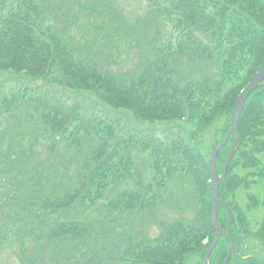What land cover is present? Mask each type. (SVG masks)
I'll return each mask as SVG.
<instances>
[{
  "label": "trees",
  "instance_id": "trees-1",
  "mask_svg": "<svg viewBox=\"0 0 264 264\" xmlns=\"http://www.w3.org/2000/svg\"><path fill=\"white\" fill-rule=\"evenodd\" d=\"M150 1L159 8L160 31L156 40L160 42L143 57L142 68L126 79L102 68L99 62L81 59L74 45L52 25V17L45 9L46 0H0V70L24 73L76 94L87 92L95 103L99 101L116 112L129 113L137 121L184 120L196 126V131L210 125L221 113L226 122L229 121L239 92L256 74L264 58V0ZM175 33L179 34V40L174 45L171 39ZM202 65L209 73L201 75ZM194 67L197 71L190 73ZM53 94H56L55 89ZM10 98L0 106L6 111L22 106L19 114H24L26 120L27 116L29 120L34 117L38 137L33 143L28 140V147L18 141L10 153L19 156H14L15 163L0 175V206L4 208L2 212H7V216L0 219V247L5 241L16 239L11 232H14L12 226L17 225L23 227L21 232L31 230L35 234L39 227L44 231V235L38 237V247L57 239L82 240L92 228L88 219L57 220V217L80 212L86 218L102 199L110 213L127 212L135 217L140 214L141 219L148 220L146 215L168 201L174 189L175 192L187 189L185 196L194 203V214L186 218L191 208L185 207L184 218L160 222L152 239H141L136 229L133 230L137 237H127L128 243L119 252L117 263L186 264L192 253L199 256L195 264L203 263L213 234L211 174L209 160L196 144L187 142L183 134L166 141L151 133L139 136L133 129H127L124 137L118 133L115 121L86 114L80 103L71 105L59 97L52 100L47 92L34 98H27L26 94ZM227 129L228 122L223 134ZM238 129L241 140L218 189V197L225 201L228 196L233 197L235 187L248 183L247 178L233 173L236 168L252 169L253 174L258 166L264 169V85L246 98ZM48 138L58 144L47 146L49 156L59 147L60 155L70 153L74 159L72 163L76 167L70 176L68 169L62 172L54 167L50 173L37 168L49 160V156L36 157L37 147ZM233 138L231 136L218 153V173L223 171ZM26 149L30 150L29 155ZM136 154L147 156L151 176L146 182ZM29 167H32L31 176L22 183L29 191H34L22 197L26 204L32 201L31 207L19 206L22 199L3 194L4 179L7 175L28 171ZM263 174L264 170L258 173L260 177ZM127 181H132L131 188L120 189L111 199H105L108 189L115 187L112 190L116 191L120 188L118 185ZM166 184L170 185L164 190ZM47 186L57 187L58 195L47 190ZM254 198L255 195L248 196L250 205ZM169 201L176 202L175 199ZM227 203L232 213L230 228L235 237L244 211L231 199ZM260 204H264V197ZM218 211V221L226 228L227 208L221 205ZM25 212L30 215L28 219L23 217ZM52 223L55 225L49 228ZM239 224L242 227V219ZM246 226L249 227L247 223ZM101 229L108 232L103 224ZM5 232L12 235L4 238ZM256 233L264 244V218ZM95 234V239L102 236L99 232ZM206 238L207 243H203ZM228 244V235L222 233L211 253V264H223ZM17 257L20 264H37L33 258L22 254ZM228 264L259 263L251 256L242 258L234 253Z\"/></svg>",
  "mask_w": 264,
  "mask_h": 264
},
{
  "label": "rangeland",
  "instance_id": "rangeland-1",
  "mask_svg": "<svg viewBox=\"0 0 264 264\" xmlns=\"http://www.w3.org/2000/svg\"><path fill=\"white\" fill-rule=\"evenodd\" d=\"M46 4L47 8L45 7V9L47 14L52 17V25L74 45L77 50L76 53L81 59L86 62H99L102 68L115 71L126 79L132 77L142 68L143 63L141 61H143V57L150 54L153 45L160 42L157 41L159 38L158 31H160V24H158L160 18L159 8L152 5L153 3L150 0H46ZM178 40L179 34L175 33L171 42L175 45ZM192 70L197 71L194 67L189 70L190 73H193ZM209 71H205V65H202V72L198 70L201 75L204 72L209 73ZM217 71L216 66V73ZM186 75L189 76L188 73ZM54 89L56 94H53ZM46 92L50 93L52 100H57L59 97L63 99L64 103L71 105L80 103L83 112L86 114L99 115L103 119L115 121L114 124L119 127L117 128L118 133L124 137L127 134V129H133L134 133L137 131V134L142 137L151 133L153 136L166 141L183 134L187 142L198 146L207 160H209L215 143L226 133L223 134V130L228 121L226 122L225 115L222 113L217 115L210 125L202 129L197 128V131L196 126L193 127L184 120L168 122L137 121L129 113L116 112L99 101L95 103L93 97L87 92L76 94L58 85H47L44 80L31 78L24 73L0 70V105H5L4 101L11 99L10 97H21L26 94L27 98H34L36 95L40 97ZM22 110V106L7 111L6 108L0 106V175L7 172V166L10 167L11 164H14L15 157L19 156L10 153L18 144V141L28 147V140L33 143V139L38 137L37 131L34 130V117L29 120L27 116L26 120L24 114H19L22 113ZM51 143L58 146L57 141L51 138L43 139V145L40 148L37 147L38 153H40V155L38 153L36 155L38 159L49 156L47 146ZM25 152L27 155L30 154L28 149ZM136 155L139 169L146 176V182L148 177L151 176L147 165V156L144 154ZM72 162H74V159L71 154L65 152L60 155L59 147H57L56 153L50 155L49 160L46 163L43 162L42 167L37 166V168L40 171L46 170L50 173L51 168L54 167L59 168L62 172L68 169L70 176L73 174L71 170L76 167ZM31 170L32 167H29L28 171L10 174V176L7 175V179H4L2 189L5 192L3 194L7 193L15 200H17L16 197L22 199L23 202H20L19 206L27 205L31 207L32 201L26 204L27 201L22 197V194L26 195L34 191L33 189L29 191L27 185L22 183L23 179L31 176ZM251 170H244L242 167L236 168L233 173L238 174L239 177L247 178L248 183L239 184L235 187L233 197L228 196L226 200L230 201L231 199L237 204L239 210L244 211V216L240 217L243 225L240 227L239 220L237 226L239 230H235L234 249L231 257L234 253L239 254L242 258L251 256L259 264H264V244L256 233L262 218H264V204H260L264 197V174L262 177L258 175V173H263L264 169L258 166V168H255L254 174ZM42 173L43 175L46 174ZM65 176L67 180V175ZM169 185L166 184L164 190ZM117 187L120 188H117L116 191L112 190L115 187L108 189L105 192L107 196L105 199H111L120 189L131 188L132 181L123 182ZM47 190L55 191L54 194L56 195L59 193L57 192L58 188L54 186H47ZM186 192L187 189L176 192L174 189L168 201L157 205L152 214L146 215L148 220L143 217L141 219L140 214L135 217L127 212L110 213L105 208L106 201L104 199L100 200L97 206L86 214V218H83L80 212L70 217L69 215L67 217H57V220H73L75 217L79 220L88 219L87 222L92 228L82 240L57 239L44 247L43 245L38 247L36 246L40 242L38 237L44 235V231L40 227L34 234L31 230L21 232L23 227L20 225L12 226L14 232L11 233L16 235V239H9L4 242L3 247H0V264H20L17 254L33 258L37 264H118L119 252L127 245V237L130 236L136 239L135 231L139 237L141 236V239H152L159 230L158 224L160 222L182 218V211L187 210H184L185 207L191 208L186 218H190L194 214V203L188 197L186 198ZM249 195H255L251 205L248 201ZM172 199H175L176 202L169 201ZM3 209L0 206V219L7 216V212H2ZM25 213L23 217L28 219L30 215L27 212ZM142 216L144 215L142 214ZM228 222L229 219L226 223L228 224ZM246 223L249 227L246 226ZM102 224L106 226V229L108 228V232L100 231L102 230ZM54 225L55 223L50 224L49 228ZM9 232V235L5 232L3 237L11 236L12 234ZM96 232H99L102 236L95 239ZM207 241L206 238L203 243H207ZM197 262H199L198 255L193 253L188 255L186 264Z\"/></svg>",
  "mask_w": 264,
  "mask_h": 264
},
{
  "label": "water",
  "instance_id": "water-1",
  "mask_svg": "<svg viewBox=\"0 0 264 264\" xmlns=\"http://www.w3.org/2000/svg\"><path fill=\"white\" fill-rule=\"evenodd\" d=\"M263 80H264V58L262 61V65H261L260 69L258 70V72L256 73V75L241 90V92L237 96L235 103H234L233 110L231 112L230 121H229V128H228L227 132L224 134V136L222 137V139L220 140V142L217 144V146H215V148L213 149L211 156H210L209 167H210L211 177H212V179H211V197H212V199H211V205H212V208H211V224H212V227L216 231L213 234V240L211 242H209L207 245V248H206V251L204 254V258H203V264H210L211 252H212L213 248L215 247V245L217 244V242L220 238V235L222 234L223 231L227 232L229 234V238H230V243H229L230 245L228 247L227 256H226L223 264H228L229 259L233 253L234 238H233L231 230H230L231 212L229 211V206L218 197V188H219V185H220L224 175L227 172L228 164L236 152L237 144L240 141V135L238 132V120H239L240 114L243 110L246 98L255 88H257L260 85H263L261 83ZM233 133H235L236 136L233 140L232 147H231V149L228 153V156L225 160V166L223 169V173L218 174L216 166H215L216 156H217L219 150L226 144L229 136ZM221 204L225 205L229 211V222L227 224L226 230H224L221 227L220 223L218 222V207Z\"/></svg>",
  "mask_w": 264,
  "mask_h": 264
},
{
  "label": "bare ground",
  "instance_id": "bare-ground-1",
  "mask_svg": "<svg viewBox=\"0 0 264 264\" xmlns=\"http://www.w3.org/2000/svg\"><path fill=\"white\" fill-rule=\"evenodd\" d=\"M215 166H216V163H215Z\"/></svg>",
  "mask_w": 264,
  "mask_h": 264
}]
</instances>
